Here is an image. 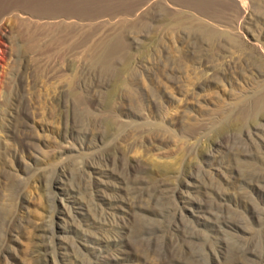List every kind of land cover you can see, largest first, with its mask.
I'll list each match as a JSON object with an SVG mask.
<instances>
[{
  "label": "rangeland",
  "instance_id": "obj_1",
  "mask_svg": "<svg viewBox=\"0 0 264 264\" xmlns=\"http://www.w3.org/2000/svg\"><path fill=\"white\" fill-rule=\"evenodd\" d=\"M110 255L264 264V0H0V264Z\"/></svg>",
  "mask_w": 264,
  "mask_h": 264
},
{
  "label": "bare ground",
  "instance_id": "obj_2",
  "mask_svg": "<svg viewBox=\"0 0 264 264\" xmlns=\"http://www.w3.org/2000/svg\"><path fill=\"white\" fill-rule=\"evenodd\" d=\"M75 205H77V204H75ZM75 207H77V208H75V209H77V212L80 213V210H82V207H80L78 205L75 206ZM116 247H118V244L116 245ZM102 254H104V253H102ZM100 258L102 259V261L104 262V264H115V262L113 260H115V261H117L116 259L122 260V258L120 257V255H115V256L114 255H110V256H104V257L100 256Z\"/></svg>",
  "mask_w": 264,
  "mask_h": 264
}]
</instances>
